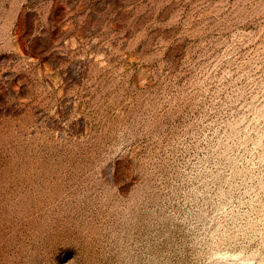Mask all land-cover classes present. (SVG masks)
<instances>
[{
  "label": "rangeland",
  "instance_id": "obj_1",
  "mask_svg": "<svg viewBox=\"0 0 264 264\" xmlns=\"http://www.w3.org/2000/svg\"><path fill=\"white\" fill-rule=\"evenodd\" d=\"M0 264H264V0H0Z\"/></svg>",
  "mask_w": 264,
  "mask_h": 264
}]
</instances>
